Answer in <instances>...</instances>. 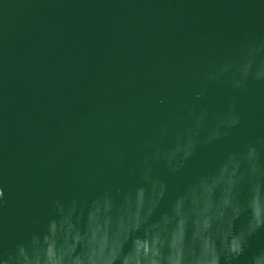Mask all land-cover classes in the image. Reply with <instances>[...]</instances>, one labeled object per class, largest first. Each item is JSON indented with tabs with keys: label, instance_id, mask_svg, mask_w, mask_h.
Returning <instances> with one entry per match:
<instances>
[{
	"label": "water",
	"instance_id": "obj_1",
	"mask_svg": "<svg viewBox=\"0 0 264 264\" xmlns=\"http://www.w3.org/2000/svg\"><path fill=\"white\" fill-rule=\"evenodd\" d=\"M261 44L264 0H0V256L52 221L86 229L95 206L135 219L160 185L133 238L182 197L189 241L195 219L212 226L209 252L264 220V51L244 67ZM232 192L242 209L221 216ZM232 264H264V227Z\"/></svg>",
	"mask_w": 264,
	"mask_h": 264
},
{
	"label": "clouds",
	"instance_id": "obj_2",
	"mask_svg": "<svg viewBox=\"0 0 264 264\" xmlns=\"http://www.w3.org/2000/svg\"><path fill=\"white\" fill-rule=\"evenodd\" d=\"M264 51V44L259 47L252 45L246 49L249 57L244 67L251 68L256 54ZM245 78L249 72H243ZM264 77V71L256 73V79ZM244 80L236 81L234 87H242ZM202 93L197 94L200 98ZM203 116L200 117L202 121ZM199 123V122H198ZM239 118L232 121V124H238ZM227 134V133H225ZM220 133H215L219 137ZM197 142L191 134L187 143L183 146V158L186 160L195 151ZM160 149L157 148V158H159ZM176 153L167 155V160L171 166ZM247 159L252 165L251 171L255 176L259 169L256 166L257 150L250 147L247 153ZM180 165H176L172 170L178 171ZM147 178V177H145ZM244 179L243 176L236 178V184ZM159 184V181H156ZM208 183V178H201L200 189H204ZM154 200L148 202L146 213H144L145 203L138 210L135 219L126 218L119 210L118 218L114 220L111 215L112 202L106 207L104 212H100L96 206L89 214L86 229L82 230L77 223L75 226L65 228L63 223L59 230L54 228V221L44 235L34 233L25 241L18 243L15 248L6 254L0 256V264H221L223 257L224 264H232L245 254L248 246V237L253 235L259 228L264 227V220L250 226L246 233H240L230 236L227 241L212 248L209 252L206 247L208 238L212 236V226L205 221L204 228L200 229L199 222L194 221V232L191 241L187 239V227L189 223V214L180 205L185 199L180 198L174 206V215H165L163 227L158 223L145 228L143 237L133 238V234L143 228L159 202V198L164 195V186L160 185L159 193L155 186ZM195 195V194H193ZM5 193L0 188V209L6 206ZM225 212L229 208L232 212H239L242 208L237 201L236 194L231 193L228 199H225ZM57 205L60 202L57 201ZM74 207L72 211H74ZM61 213L64 209L60 208ZM143 213V214H142ZM67 215L72 217V213ZM65 215L63 216V218ZM63 220V219H62ZM177 221L175 227H169L173 221ZM179 232V235L177 233ZM147 238L148 243H142L141 240ZM132 240L131 250L125 253V246L129 240Z\"/></svg>",
	"mask_w": 264,
	"mask_h": 264
}]
</instances>
